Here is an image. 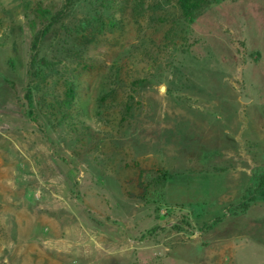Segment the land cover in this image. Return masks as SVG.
<instances>
[{
    "label": "rangeland",
    "instance_id": "374dc122",
    "mask_svg": "<svg viewBox=\"0 0 264 264\" xmlns=\"http://www.w3.org/2000/svg\"><path fill=\"white\" fill-rule=\"evenodd\" d=\"M123 1L0 0V264H264V0Z\"/></svg>",
    "mask_w": 264,
    "mask_h": 264
},
{
    "label": "trees",
    "instance_id": "16d2710c",
    "mask_svg": "<svg viewBox=\"0 0 264 264\" xmlns=\"http://www.w3.org/2000/svg\"><path fill=\"white\" fill-rule=\"evenodd\" d=\"M125 1H123V3L125 5H128L127 4L128 1L127 0H125ZM207 2H208V0H175V7L177 9L178 17L175 20H173V24L175 25V22L177 23V21L179 22L180 20H183V22H188V21L192 20L195 17L196 13ZM97 21H98V23H100V22L103 21V18L101 16H99ZM110 21H112L111 24H112L113 28H116V27L120 28L119 23H122L121 20L119 22L114 20V19L110 20ZM102 24L105 25L104 23H102ZM91 39H93V38L90 37V40ZM33 47L35 49H37V42L34 43ZM39 63L37 65L38 68L36 70V75H37V78H39V80H40L39 81L40 84L42 85L43 81L45 82V80L48 79V77H50L51 74H58L57 72L59 70L56 69V68L54 69V67L52 66L53 63L47 65L48 62L44 61V60H41ZM61 64H63V72H62L63 74L61 75L62 76L61 79H60V75H59L58 79H60V80L63 79L62 93L54 95V91H46V94H45L46 97L42 96L40 99H41L42 102H45L47 97H52L53 101H56V104L59 106L58 107L59 112L63 115L64 114L63 113L64 107H69V105L71 106L73 101H74V94H75L74 90H75V87L77 85H76V78L73 76L74 74H72L71 76L67 75L68 74L67 71H74L75 69L72 68V70H67L68 69V65L64 61H60V65ZM77 65L78 66H82V68H84V70H86V68L88 67V66H86L85 62L82 63L80 61L77 62ZM42 67H44V69L47 70V74H46V72L44 71V69ZM113 71H114V69H113ZM116 74H117V70H115V73H114L113 76H110V81H112L114 83L117 82L116 81V79H117L116 78ZM66 75H67V77H66ZM45 89H47V88H45ZM106 95L107 94H103L99 98L98 102H99L100 105H102L103 102H105L106 97H107ZM128 99L129 100L132 99V95H130V93L126 94V101L124 103L125 107H123L124 111L121 109V112H120V115H121L120 120L121 121H125L127 119L128 115H129L130 108L126 104ZM49 105H51V104H49ZM68 110H70V108H68ZM30 113H34L33 110H30ZM161 177H162V179L165 178V173L164 172L161 174ZM263 187H264V184H262V183H261V185L258 184L257 186H255L254 191L251 192V194H250V197L255 195L256 192L261 190ZM247 204L248 203H245V206H247Z\"/></svg>",
    "mask_w": 264,
    "mask_h": 264
},
{
    "label": "water",
    "instance_id": "95a60500",
    "mask_svg": "<svg viewBox=\"0 0 264 264\" xmlns=\"http://www.w3.org/2000/svg\"><path fill=\"white\" fill-rule=\"evenodd\" d=\"M160 90H164V86H161L160 87ZM239 100L242 103H246V102H248L250 100V98L246 96V91H245V89H244L243 86L240 87V97H239Z\"/></svg>",
    "mask_w": 264,
    "mask_h": 264
}]
</instances>
